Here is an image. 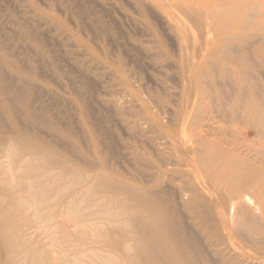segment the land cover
<instances>
[{"label":"bare ground","instance_id":"bare-ground-1","mask_svg":"<svg viewBox=\"0 0 264 264\" xmlns=\"http://www.w3.org/2000/svg\"><path fill=\"white\" fill-rule=\"evenodd\" d=\"M173 1L203 47L185 67L194 91L183 90L161 134L175 151L177 194L161 187L162 168L143 184L72 166L18 128L0 89L11 128L0 131V264H264V211L250 203L264 206V0Z\"/></svg>","mask_w":264,"mask_h":264},{"label":"rangeland","instance_id":"rangeland-1","mask_svg":"<svg viewBox=\"0 0 264 264\" xmlns=\"http://www.w3.org/2000/svg\"><path fill=\"white\" fill-rule=\"evenodd\" d=\"M191 20L173 0H0V89L18 128L88 173L150 184L163 169L161 187L177 194L175 151L161 136L185 106L183 90L194 91L185 67L203 47ZM9 124L0 112L3 135ZM234 239L257 250L245 233Z\"/></svg>","mask_w":264,"mask_h":264}]
</instances>
